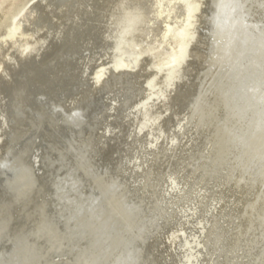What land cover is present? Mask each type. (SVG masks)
<instances>
[{
	"label": "bare ground",
	"instance_id": "1",
	"mask_svg": "<svg viewBox=\"0 0 264 264\" xmlns=\"http://www.w3.org/2000/svg\"><path fill=\"white\" fill-rule=\"evenodd\" d=\"M0 264H264V0H29Z\"/></svg>",
	"mask_w": 264,
	"mask_h": 264
},
{
	"label": "rangeland",
	"instance_id": "2",
	"mask_svg": "<svg viewBox=\"0 0 264 264\" xmlns=\"http://www.w3.org/2000/svg\"><path fill=\"white\" fill-rule=\"evenodd\" d=\"M29 0H0V35L8 29L12 17L17 15Z\"/></svg>",
	"mask_w": 264,
	"mask_h": 264
}]
</instances>
